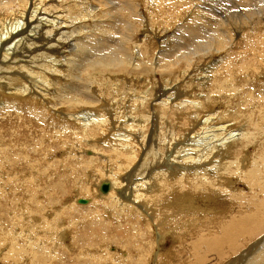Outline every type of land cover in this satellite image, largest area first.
<instances>
[{"label": "rangeland", "instance_id": "374dc122", "mask_svg": "<svg viewBox=\"0 0 264 264\" xmlns=\"http://www.w3.org/2000/svg\"><path fill=\"white\" fill-rule=\"evenodd\" d=\"M11 1L12 0H6L5 4L2 3L1 5L2 7L0 11V19L5 20L8 26L13 25L16 21L15 18L12 19L10 17L4 16V15H9L10 13L11 8L6 6V4L7 2H11ZM120 1H123V0H63V1L59 0V4L60 5L63 4V5L60 7H56V8L62 9L63 7L64 13H62L61 16L65 15V17L63 16L64 18H66V16H68V14L71 13V17H69V19H71L73 23H74V20H76V18L79 19L81 15V13L79 12V8L81 6H83L82 8H84V10L86 11H87L88 6H89V11H91V8L95 10L97 7V11L92 12L91 14V16H93L92 17L93 19L87 20L86 18L84 20L82 17H80L81 18L80 21H75L76 25L74 26L76 27L74 28V30H72L73 28V25H72L71 26L72 28L70 27L67 31V33L72 32V34H68V35L65 34L66 37H70V39L72 40L74 39L71 42H74L76 41V39H79L77 40V43L81 44V43H86L87 41V39L85 40V42L83 41L84 38H87V30L93 33V37H95V35L98 34V32L100 33L101 30L102 31L107 30L109 31L108 33L109 37L107 33L106 34L101 33L99 36H96V37H99V38L101 37L102 39L104 38V40H110L111 38H113L115 41L114 44H116V41L123 40L124 35L127 34V30H128V26L127 24H125V22L128 23L129 20L126 17L127 13H125L126 15L125 14L121 15L122 11L121 9H119ZM134 1L139 6V7L137 6L139 8L138 13L142 17V25L138 29L139 31L135 33V37L143 39L145 35L144 33L146 34L148 33V35L150 36L149 41L151 40V45H153L152 42L153 43L155 42L154 43L155 45H153L154 47L152 46V48L149 49V55H150L149 59H150V62L152 63L138 67L134 72H132V74L125 73L123 76L119 75L117 78H111V76H106V77L98 76L94 78L95 82H93L94 80L93 81L88 80L91 78V76L87 78V75L86 76L84 75L83 71L85 72V67H86V65H84V69L81 70L82 71L81 74L74 73V72H72V76H69V73L68 75L64 74L66 78L61 77L63 80V81L61 80L62 81L61 84H63L62 86H64L65 84H68L70 79H73V78H76V79L79 78V80L77 79L78 80L77 83L75 82L72 83V85H75V87H79V85L81 84L83 85L84 83L87 84V82L89 81L90 83L94 84L93 86L94 92H92L93 96L94 95L98 96V100L101 99L100 101H104V102L108 101L107 104L104 105L105 108H108V110L111 111L113 114L120 113V115L121 114L127 115V117L133 114L134 108H132V105H133L132 100H134L133 99L134 94L138 95L139 99L141 100L143 99V101H146V103L143 102V104L145 105V109L147 108V106L150 108V105L154 107L155 105L160 104L162 100L166 99L167 97L164 98V94L166 91H169L168 95L171 93L175 94L174 95L175 100L173 101H176V102L178 101L180 102L181 100H188V99L203 101L202 103L203 107L202 109H199L201 111L199 120H191L190 119L191 117L190 115H188V113L187 114L183 113L180 119L179 118L175 119L174 115H170V113H168L167 119L170 121L169 125L173 127L174 131L171 133L170 130H163L165 132V135L167 134L166 136H168V138H171L175 134V132H176V135L179 136L180 133L183 134L186 131V133L183 136L186 135V137H188L189 135V137H191L192 139L193 138L195 139L194 134L197 132L199 127H201L200 123L202 122L200 121L201 120L203 121V119L206 116H209L210 114H213V113L214 115L217 114L220 116L219 119L215 118L216 119L215 124L218 126L222 125L221 127H225L226 125L224 133L228 131H233V136L243 131L244 126H246L248 124L247 121H249V123H252V129L254 128L256 129V131L259 130L262 136L259 137V139L255 141L256 143H251L252 145L249 144V147L244 150H243V145L245 146V144L242 141H240L238 145H241V150H243L240 154L241 156L237 155V152L234 153L235 150H230L229 152L230 160H234L236 158L239 159L243 156L247 160H249L247 164L252 165L251 164L252 161H257L258 158L260 157L264 158V144H263L264 143V135H263L264 134V111L263 110L264 109H262V106H261L262 104L261 99L264 100L263 98L264 88H262L264 87V83H263L264 82V74H263L264 73L263 72L264 71V59L260 61L262 64L260 63L259 68H257L258 66H256L254 62L249 63L250 65L249 67L252 66L256 69V71H254L253 73H250V75L252 74L251 76H253L256 80L253 84H249V70H247V68L245 67L240 66V64L242 65V63L245 60H249L253 58L252 56L253 53L251 51V48L249 47L250 44L251 46H254L253 48L258 49V50H260L262 46L261 45L262 43L259 40L260 36L258 35L259 33H261V31L259 30V32L258 31L250 32L248 30H245L242 19L247 16V19L249 20V11H254V9L264 6V0H253L254 4H253V1L251 0H250L251 2L249 0H197L196 4L199 7L198 8L199 10L196 11V14H199V13L201 14L199 15V18L202 17V18H205L206 21L208 20L207 23H209L210 25L212 24L213 27L215 26L214 27L215 31L218 27H217V24L215 25L212 21L217 23L220 17L222 19H233L234 18V21H229V22H231L232 28L233 27L235 28V34L233 35L234 37L233 42H231V44L227 47L226 50L221 51L220 53H216L213 47L204 45V48L206 47L210 48V50L207 51L209 54L206 56H200V57L198 54L192 55L191 56L192 59L190 58L191 63L189 64V66H187L188 64L186 63L185 56L187 54H190L189 53L190 50H194V53L192 54H195L198 50H202L203 46H198V45L206 41L207 38L208 39L211 38L207 36L211 34L207 32L210 29L205 30L202 27L200 29V24L199 23L197 24L196 14L195 12H193V8H191L192 4L190 5V3H188L187 4L188 7H187V5L184 3L182 4V1H181L179 3V6L177 5V2H176L175 4L170 5V7H167L169 6V4H167L168 1H165V0H161L162 3H159L158 0L156 2L153 0H150L148 3H146L145 1H141V0H134ZM75 2L77 3L79 2L81 4L76 5ZM153 2H155V5H152V8H150L151 10L147 9V7L144 5V3H146V5L148 6L149 4ZM113 4H114V8L112 7ZM159 4L161 6H159ZM163 4L165 5L164 7H163ZM70 5L73 9L71 11L69 10L70 8L67 7ZM12 6H14L15 11L17 12L20 9H23L22 5L20 6L12 5ZM110 7L111 9L112 8L113 9L111 10ZM173 7L174 9H172ZM200 7H204L205 11L203 8L201 9ZM161 8L164 10V12H162L163 10L161 11ZM153 11L154 12L156 11V12L154 13ZM122 16H124L125 19ZM210 17L211 18L213 17L212 21L210 20ZM216 17H219V18H216ZM244 20L245 19H243V21ZM95 21H99V23H96ZM95 23L97 26L95 25ZM186 26H188L189 28L194 26L193 28L196 31L198 32L202 31L201 34L203 35V37H198L200 38L199 40L191 39L190 37L187 38L186 36L184 37V34L181 33V30ZM123 29L126 33L123 31ZM112 30H115V31H113V33L111 32L112 35H110V31ZM116 34L117 35L119 34V36H117ZM106 37L108 38L106 39ZM138 38H135V41L134 40L133 41L136 42V39ZM133 41L132 43H134ZM63 45H66V44H63ZM71 45H75V43H71ZM62 48L63 47H61L60 51H62ZM178 48L180 50L183 49L184 52L188 51L187 54H183L182 52L180 53ZM66 49L68 50V46L66 47ZM67 50L65 51L63 48L62 52L68 53ZM80 51H84V50L81 49ZM160 51H163L162 54H164L163 55L164 57H161L160 59H156V57L158 56L156 54L160 53ZM247 51L248 53H246ZM75 53L77 52L72 51L71 56H74ZM77 55L79 56V53H77ZM254 56L257 57L258 54L255 53ZM45 61L46 60H39L37 62H45ZM62 63L63 62H61V65ZM228 64L230 65V68H232V71L230 70V68L227 71L225 70V67L229 66ZM261 67L263 68V70ZM77 68L78 67H76V69ZM239 68H243V70L240 71ZM233 70H235V73H234L235 80L234 81L237 86L236 93L234 91H230V92L228 91L227 93H231L229 94L231 97L228 99L224 97V93L223 94L221 93L219 98L217 94L216 95L211 94L213 91L217 90L216 83H221V81H223L222 77H226L229 71L233 72ZM4 72L7 73V71H4ZM5 75H8V74H4V77ZM38 76L40 79L41 75H38ZM9 80L10 82H14L12 81L14 80V76L12 75L9 78ZM0 82L1 84H5L7 88L13 87V85L8 86V83L4 80L3 81L1 80ZM47 85L48 84L42 83L40 81L39 83H37V86L41 88ZM6 87L2 88V92H0V150L2 151V152L0 151V229H1L0 231L4 232V237H5V240L0 242V243H3V242L5 243L2 246L0 245V264H16V263L17 264H23V263L28 264L29 256H27L26 254H28V252L31 250L28 243H34V249L40 248V246L41 247L44 246L42 248L47 249L49 254H55L57 252V254L53 255V256L58 257L56 258L57 260L52 259V261H50L46 259L45 261L47 262L41 261L42 264H47L49 262H53L49 264H108V261L105 259L106 254L108 253L111 255L119 254L120 256H122L123 254L122 262L120 264H123L124 262L125 264L126 263L130 264L131 262L132 264H138L139 263L138 253L144 254V256H146L147 253L149 252L148 247L146 244L142 243L140 239H138L139 237L137 235L131 233L128 227L126 226V224H124L125 222H130V225L134 226L138 222V219L136 220L134 217H131V216L129 217V213L127 211L125 212V215L128 214L127 215L128 218L125 219L124 215H122L123 217H121L122 218L121 220L124 221L123 223L124 226L115 228V226H117L116 223H118V221H116L115 219H112L111 217H106V214H105L106 211H104V213L102 214V215L105 214L104 218L111 220L110 222H112L113 224L111 225L112 230L106 232L105 234H102L103 232H101V227L95 226L96 223H91L92 221L91 216H93V214H90V212H87V222L85 223V221H83L84 219L82 218L84 217V215H82L79 212V211L83 212L85 208L96 210L99 207V209H101L104 203L100 198L97 197V195L93 196V192L96 191L95 189H97L96 187L98 186L97 184L107 183V181H105L107 179L106 178L107 176H111L112 178L116 176L114 175L115 172H116L115 174H117L116 166L121 161L119 160L118 162H116V159H113L112 161L111 159L113 157L112 155H110L111 152H106L105 155H102V158H105L104 162H101V164L98 163L97 165L89 164L90 167L89 168L84 167L85 171H83L80 166L76 165L71 160L72 157H69V158L66 157L67 152L69 150H72L71 145L72 146L75 145L73 146V148L74 147L75 148L78 147V148L75 149L74 152L79 153V155H82L83 153H80V152L87 151V152H84V154L82 155L84 158H86L87 155L93 154V150L89 148V146L104 147L106 140H104L103 138L105 137H102L101 135L97 134L94 137L82 138L83 140L82 142H80L79 135L77 134L75 135L73 133L75 132L74 129L66 130L67 132L66 131L63 132V130L60 129L61 128L60 125L59 124L57 125V123L52 117L48 115L45 116L42 114L43 110H40L42 108L41 107L42 102L45 101L46 103L45 106H47L48 105L47 99L41 100V101L39 99L37 101H32V98L27 95L22 96V98H17V97H14V95H11L13 94V92H10V90H7ZM148 93L150 94L148 95ZM75 95L78 96L77 93ZM208 96L210 97V99L208 98ZM110 98L111 99L113 98L112 103L114 105L115 104L118 105V106L115 105L114 107L115 109H113L111 106L109 107V105L111 104V102L109 103V101H111ZM208 99H209V102L207 101ZM147 102H150V103H148L147 105ZM54 108L55 110L59 109L58 111L60 112L59 113L60 115L67 116L68 113L64 112L63 111L64 108L60 107V105H57V107H54ZM79 109H80L79 110L80 112H83L82 108H79ZM149 111H152V110L149 109ZM95 112H98L97 108L95 109ZM143 112L144 111H142V113ZM217 112L221 114H218ZM249 114L251 115L250 119L253 122L249 120ZM246 115H247V118H245ZM159 123L160 121H158V124ZM194 125H195V128L193 127ZM115 126H117V124H115ZM107 127L105 126L103 127L105 132L101 130V132H103V135L105 134L106 138L108 137V135H110V133L112 134L113 132H115V129H113L112 126H107ZM191 128L192 130H190ZM59 131H60V134H59ZM244 131H249V128H246ZM147 133L154 134L155 132L153 133L152 129H148ZM64 134H66L67 136L66 135L64 136ZM156 134H157V137L156 136L154 137L153 142L155 144L158 143L157 146H159L161 145L159 143V139H161V135L157 131H156ZM68 140L71 143H69ZM84 140L87 144L84 142ZM59 141L61 142L59 143ZM137 143H141V142L138 141ZM39 145H40V148H39ZM168 150H170V148ZM199 150L198 151L195 150L196 154L199 157H202V156L204 157L202 148H200ZM237 150H239V148H237ZM143 151L144 150L140 149V152H139L140 154L139 153L138 154L142 155ZM109 155L111 156V159L109 158ZM159 158L160 157L156 154L153 157H151L149 159V166L147 167L148 169L146 167L141 166L142 165L141 162H137L135 165H137L138 171L135 170L134 172L140 173V172L149 170L155 161L160 162L162 164L163 162H161ZM153 159L154 161H152ZM168 160H169V157H168V152H167L165 165ZM60 161H63V162H60ZM253 165H252L254 167L253 169H256L255 164ZM114 166L116 167V169ZM140 166L143 167L144 169L141 168ZM72 168L75 169V171ZM161 168H164V166H162ZM186 168L191 170L192 164L187 163ZM126 171L125 172L123 171L120 174L124 173L122 175H125ZM256 171H258V169H256ZM1 174H3L4 176ZM94 177H97V179H94ZM254 177L256 176H253V175L249 176V179L246 180L247 182H249V188L252 187L254 180L257 179ZM258 178L262 180V183H264V170L262 171V176L259 175ZM114 179L115 178H113L112 180ZM87 183L91 184L90 189H92V190H89L91 191V194H89V196L88 195L85 196L82 194L83 189H87L88 187ZM108 184L110 185V183ZM235 188L237 192L241 191V194L247 195L250 201L252 200L256 203L257 200L255 198L259 194V189H260L259 187L254 185L252 189L251 188L248 189L245 184H243L242 182H238V184L237 183L235 184ZM207 189L208 190L205 192L206 194L209 192V190L211 191L209 187ZM95 193H97V191ZM183 193H180V194L178 192L176 194L172 193V196L170 197L177 198L178 194L182 195ZM234 193L235 192L223 193V191L218 190L219 199L217 200V202H214L213 200L209 198L210 193L207 194L208 195L207 199H209L210 201L207 200L205 202L204 197L207 195L204 194V192H199L197 194L191 192V193L184 194L185 197H187L188 199L182 203L183 204L182 206H176V204L178 205L179 203L178 201H176V199H174L175 201L168 200L169 198H166L163 196H162L163 199L161 197L159 198L161 199L159 202L157 201V203H152V204H157L158 206H163V204L170 203L172 206L174 205L172 202H174L175 205L172 207H167V208L160 209V210L158 209L159 212L154 214L156 215V218L155 216L154 218L152 217L153 221H152V218L150 219V221L152 222H155V223L159 222L158 223L160 224L159 229H162V230L165 229V232L167 231L166 232L167 238H165V240L163 241L164 243L162 247H159V249H161L160 253L163 255L162 256L163 258H160V260L159 258L158 259L152 258L151 264H154V262H157L156 264H168L169 262H172V264L178 263L177 255L181 253L182 249L178 248L176 243L173 242L174 241V238H172L173 233L174 235H179L178 237H181L180 242L186 243L187 239H189L188 238L189 236H192V235L194 237L196 236L197 230L205 229L206 227H209V224H213V223L217 224L213 220L215 216H219L225 212H229V210L230 211L232 210L233 212L236 211V213L234 212L235 215L237 214L236 216L240 215L238 211L245 212L248 215L249 214L248 207L245 208V206H243L242 208H236V209L234 208L236 207V205H232L231 208L229 207L227 201H232L233 204L239 201L240 193L235 198H234ZM167 197H169V195H167ZM79 199L87 201L88 204L78 203ZM261 199L264 200L263 197H261ZM89 204L90 206H88ZM40 207L42 209H40ZM197 207L199 209H197L195 212L194 210ZM55 210L59 212V215H58V212H55ZM60 210L62 211V213ZM180 210H182V212L183 210L185 211L182 213ZM187 210L188 211L190 210V211L188 212ZM191 210L194 211L195 213H193ZM43 212L46 216L43 214ZM160 212L163 213L165 219L163 220L159 219ZM175 212H178V213H175ZM179 212L182 214V216ZM185 212L187 214L186 216H185ZM250 212L253 213L254 210L251 209ZM206 213H210V214L207 215ZM55 216H56V219H55ZM181 217L183 220L181 219ZM185 217L186 218L189 217L190 219H186ZM58 225L60 226V228ZM182 227H183V230H182ZM56 228L58 231L56 230ZM178 230L180 234H178ZM22 231H24V233ZM213 231L216 232V230H213ZM1 232L0 234L2 235ZM21 232L23 235L19 234ZM257 232H259V230ZM257 232H254V235ZM105 235H107V237H105ZM53 236H55L54 237L55 240L53 239ZM108 236L113 237L116 241H114L111 244H108L107 240L110 238ZM262 237H264V233L261 234L260 237L252 239L248 243L247 242L244 243L243 246H241L239 250H237V252L235 253L236 256L234 254L233 256L229 255L224 261L222 262L218 261L216 262V264H235V261L238 260L239 258H240L239 262H241L240 264H243L246 259L243 260V258L241 257L242 254L247 253L248 249H250L251 251L249 250V257H247V259L250 258V256L252 255V247L254 246L253 245L254 242L263 240ZM25 238L28 241L30 240L31 242L30 241L28 242ZM155 238L156 237L153 235L150 239L151 243L153 244L150 249V251L152 252H149V256H151L154 252H159V249L157 250L156 247H154L153 249V245L155 246ZM11 239H13L14 241L13 240L12 241L15 242L17 245L22 246L25 249L22 251V253H18L19 256L23 255V259L19 263L16 261L7 262L5 260L3 261L2 259V257H4L3 254L7 250L6 244ZM50 240L53 242H51ZM58 241L62 242L61 245L59 244ZM138 247L141 248L140 251H138L137 249ZM55 249H58V250L55 251ZM81 251H84L85 253L81 254L83 253ZM70 253L72 254V256ZM77 255L79 256V259ZM73 256L76 258L74 259ZM233 258L234 259L237 258V259H235L234 261ZM174 259L175 260L177 259L176 260L177 263L174 262L175 261ZM72 260H75L78 263ZM239 262L237 264H239Z\"/></svg>", "mask_w": 264, "mask_h": 264}, {"label": "bare ground", "instance_id": "6f19581e", "mask_svg": "<svg viewBox=\"0 0 264 264\" xmlns=\"http://www.w3.org/2000/svg\"><path fill=\"white\" fill-rule=\"evenodd\" d=\"M141 1H145L146 3H148L150 0H141ZM153 1L156 2L157 0H153ZM158 1H159V3H162L161 0H158ZM165 1H168L167 4H169V6H167V7H170V5L175 4L176 2H177V5L179 6V3L182 1V4L183 3L186 5L188 3H190V5L192 4L191 8H193V12H195V14H196V11L199 10L198 9L199 7L196 4L197 0H165ZM165 1H163V2H165ZM251 1H253V0H251ZM5 2H6V0H0V11H1V7H2L1 6L2 3L5 4ZM155 2L149 4L148 6L146 5V3H144V5L147 7V9L151 10L150 8H152V5H155ZM75 4L77 5V4H81V3L75 2ZM164 4H163V7L165 6ZM253 4H254V1H253ZM12 5H16V6L22 5L23 9H20L17 12V11H15L14 6H12ZM62 5L59 4V0H12L11 2H7L6 6L11 8V10H10L9 15H4V16L10 17L12 19L15 18L16 21L13 25L8 26L5 22V20L0 19V75H1L0 81L4 80L8 83V86L13 85V87L7 88L5 84H1V82H0V92H2V88L6 87L7 90H10V92H13V94H11V95H14V97H17V98H22V96L27 95V96L32 98V101H37L38 99L40 101L47 99V101H48L47 106H45L46 105L45 101L42 102V106H41L42 108L40 109V110H43L42 114L45 116L48 115V116L52 117L55 120V122L57 123V125L58 124L60 125V127H61L60 129L63 130V132L66 130L74 129L75 132H73V133L75 135L76 134L79 135L80 142H82V140H83L82 138L94 137L97 134L106 138L105 134L103 135V132H101V130L104 131V129H103L104 126L105 127L112 126V128L115 129V132H113L112 134L110 133V135H108V137L106 139L103 138L104 140H106L104 147L89 146V148H91L93 150V154L87 155L86 158H84L82 155L84 154V152H87V151L80 152L83 154L79 155V153L74 152L75 149L78 148V147L73 148V146H75V145H73V146L71 145L72 150H69L67 152L66 157H68V158L72 157L71 160L76 165L80 166L83 171H85L86 167L87 168L90 167L89 164H93V165L96 164L97 165L98 163L101 164V162H104L105 158H102V155H105L106 152H111L110 155H112L113 158L111 159L110 155H109V158L112 161H113V159H116V162H118L119 160L121 161L116 166L117 169L114 166L115 169L117 170V174H115L116 172L114 173V175H116V176L113 177L115 179L112 180L113 178L111 176H107L106 177L107 179L105 180V181H107V183L106 184H101V183L97 184L98 185V186H96L97 189H95L97 191V193H95L96 191L93 192V196L97 195V197L103 201L104 205L101 207V209H99V207L96 210L85 208L83 210V212L79 211L82 215H84V217H82L84 219L83 221H85V223L87 222V212H90V214H93V216H91L92 217L91 223H96L95 226L101 227V232H103L102 234H105L106 232L112 230L111 225L113 224L112 222H110L111 220L104 218L105 214H106V217H111L112 219H115L116 221H118V223H116L117 226H115V228H118L120 226L122 227V226H124V224H126L129 231L131 233L137 235L139 237L138 239H140L142 243L147 245L149 252H152V251H150V249H151L153 243H151L150 239L153 235L156 237L155 238V246L153 245V249H154V247H156L157 250L159 249V247H162V245L164 243L163 241L165 240V238H167V235H166L167 231L165 232V229L164 230L159 229L160 228L159 227L160 224H158L159 222L158 223L152 222L154 216L156 218V215H154V214L159 212L158 209L160 210V209L172 207L175 205L174 202H172L174 204L172 206L170 203L169 204L168 203L163 204V206H158L157 204H152V203H157V201L159 202L161 200L159 198L160 197L162 198V196H163V197L169 198L168 200L176 199V201H178L180 203V205L178 203V205L176 204V206H182L183 205L182 203L188 199L187 197H185L184 194L191 193V192L195 193V194H197L199 192H204V194H206L205 192L208 190L207 188L209 187V189H211V191L209 190V192H208V193H210L209 198L211 200H213L214 202H217V200L219 199L218 190L223 191V193L235 192L234 198L240 193L239 201L234 203V204L232 203V201H227L228 205L230 208L232 205H236V207L233 206L235 209L236 208H242L243 206H245V208L248 207L249 208V214L247 215V213H245V212L238 211L240 215L236 216L237 215V214L235 215L236 211H234L235 212L234 213L232 210L231 211L229 210V212H225L219 216H215L213 220L217 224H214V223L209 224V227H206L205 229L197 230L196 236L195 237L193 235L189 236L188 237L189 239H187L186 243L180 242L181 237H178L179 235H174V233H173V237H172V238H174L173 242L176 243L178 248L182 249L181 253L179 255H177L178 263L176 262L177 259L176 260L174 259L175 260L174 262H176L177 264H216V262H218V261L219 262L224 261L227 258V256H229V255H232V256H233V254L235 255L237 250H239V248L241 246H243L244 243H246V242L248 243L250 240L255 239L257 237H260L261 234L264 233V200L261 199V197L264 198V186H263L264 183H262V180H260L258 178V176L259 175L262 176V171L264 170V158L260 157V158H258L257 161L251 162V164L252 165L255 164V168L258 169V171H256V169H253L254 165L253 166L248 165L247 162H249V160H247L243 156L241 157L242 159L236 158L234 160H230L229 152H230V150H235L234 153L237 152V155H240L244 149H247L249 147V144L256 143L255 141L258 140L259 137L262 136V134H260L261 132H259V130L256 131V129H254V128L252 129V123H249V121H247L248 124L246 126H244V130L246 128H249V131L243 130L234 136H233V131H228V132L224 133L226 125H225V127H221L222 125L221 126L216 125L215 124V122H216L215 118L219 119L220 116L217 114L214 115V113H213V114H210L209 116H206L203 119V121L202 120L200 121V122H202V123H200L201 127L198 126L199 129L194 134L195 139L194 138L192 139L191 137H189V135H188V137H186V135L183 136L186 133V131L183 134L180 133L179 136L176 135V132H175V134L171 138H168V136H166L167 134L165 135V132L163 130H170L171 133L174 131L173 127L169 125L170 121L167 119L168 113H170V115H174L175 119L176 118L180 119L183 113H186V114L188 113V115H190V117H191L190 118L191 120H199L200 119V113H201V111L199 109H202L203 101H198V100H193V99L189 100L188 99V100H181L180 102L179 101L176 102V101H173V100H175V98H174L175 94L171 93L168 95L169 91H166L164 94V98L167 97L166 99L162 100L160 102V104L155 105L154 107H152V105H150V108L147 106L148 103H150V102H147V105H146L147 108L145 109V105L143 104V102L146 103V101H143V99L142 100L139 99L138 95L134 94V96H133L134 100H132L133 101L132 102L133 103L132 108H134L133 114L129 115V117H127V115H122V114H121L122 115L121 116L120 113H114L113 114L111 111L108 110V108H105L104 105L107 104L108 101H106V102L100 101L101 99L98 100V96H95V95L93 96L92 92H94V87H93L94 84L90 83L89 81L87 82V84L83 82L84 83L83 85L81 84V85H79V87H75V85H72V83L73 82L77 83L79 78H77L78 80L76 78H73V79H70L68 84H65L64 86H62L63 85V84H61V82L63 81L62 78H66V76L64 74L68 75V73H69V76H72V72L81 74V72H82L81 70L84 69V65H86L85 72L83 71L84 75L85 76L87 75V78H89L91 76V78L88 80H92V81L94 80L93 82H95L94 78H96L98 76H102V77L111 76V78H117L119 75L123 76L125 73L132 74V72H134L138 67L152 63V62H150V59H149L150 58L149 49H151L152 46L155 45L154 44L155 42L154 43L152 42L153 45H151V40L149 41L150 36L148 35V33L147 34L144 33L145 35H144L143 39L135 37V33L137 31H139L138 29L142 25V17L138 13V9H139L138 7L139 6L135 3L134 0H123V1L119 2V9H121V11H122L121 15L127 13V15L126 14L125 15H126L127 19L129 20V22L128 23L125 22V24H127L129 31L126 29L127 34L124 35L123 40L116 41V44H114L115 41L113 38H111L110 40H104V38L102 39L101 37L100 38L96 37V36H99L101 33H103V34L109 33V31L106 30L107 31L106 32V31H102L101 29L100 30L102 32L101 31H100V33L98 32V34H96L95 37H93V33H91L90 31L87 30V38H84V40H83L85 42V40L87 39L86 43L78 44L77 40H79V39H76V41L71 42L74 39L72 40V39H70V37H66V35H65V34H67V35L72 34V32L67 33L68 29L73 25V28L72 27L71 28H72V30H74V28L76 27V26H74V25H76L75 21H80L81 20L80 17H82L84 20L86 18H87V20L93 19L92 18L93 16H91V14H92V12L97 11V7L95 10L93 8H91V11H89V6H88L87 11H86V10H84V8H82L83 6H81L79 8V12L81 13V15H80L79 19L76 18V20H74V23H73V21L71 19H69V17H71V13L68 14V16H66V18H64L65 15H63L64 17L61 16V14L64 13L63 7H62V9L56 8V7H60ZM159 6H161V5L159 4ZM67 7L70 8L69 9L70 11L73 10L71 5L67 6ZM112 7L114 8V4L112 5ZM187 7H188V5H187ZM200 8L204 9V7H200ZM110 9H111V7H110ZM172 9H174V7ZM162 10L163 9L161 8V11ZM61 11H63V12H61ZM204 11H205V9H204ZM162 12H164V10ZM179 13H180V11H179ZM163 14H161V15H163ZM102 15H104V14H102ZM199 15H201V14L200 13L196 14L197 24L198 23L200 24V29H201V27L204 28L205 30L210 29L207 32H209L211 34H209V35L206 34V35L211 37V38L210 39L207 38V40L204 41L200 45L197 44L198 46H203V49L198 50L195 54H192V53H194V50L189 49L190 50L189 53L191 54L190 55V54H187L188 51L184 52L183 49L180 50L178 48L180 53L182 52L183 54H187L185 56L186 57L185 58L186 63L188 64L187 66H189V64L191 63V59H192L191 56L192 55L198 54L200 57V56H206L209 54L207 51H209L210 48H207V47L204 48V45L205 46H211L214 48V51L216 53H220L221 51L226 50L227 47L231 44V42H233V39H234L233 35L235 34V28L234 27L232 28V24H231V22H229V21H234V18L233 19H222L220 17V19H218L217 23H215L214 21H212V18L214 16L212 18L210 17V20L215 25L217 24L218 28L215 31V29H214L215 26L213 27L212 24L210 25L209 23H207L208 20L206 21L205 18H202V17L199 18ZM7 17H5V18H7ZM122 17L124 18V16H122ZM216 18H219V17H216ZM243 19H245V20L243 21ZM243 19H242V22H243L245 30H248L250 32H253V31L259 32V30L261 31V33L258 34L260 36L259 40L262 43L260 50L253 48L254 46H251V44H250L249 47L251 48V51L253 53L252 54L253 58L249 59V60H245L242 63V65L240 64V66L245 67V68H247V70H249V84H253L256 80L253 76H251L252 74L250 75V73H253L254 71H256V69L252 66L249 67L250 66L249 63L254 62L255 65L258 66L257 68H259L260 63H261L260 61L264 59V6H261L259 8L254 9V11H249V20L247 19V16L244 17ZM95 22L99 23V21H95ZM112 22H114V21H112ZM96 23H95V25H96ZM166 24H164V25H166ZM87 27H88V25H87ZM193 27L189 28L188 26H186L181 30V33L184 34V37L186 36L187 38L190 37L191 39H196V40L198 39L199 40L200 38H198V37H203V35L201 34L202 31L198 32ZM113 31H115V30L110 31V35H112L111 32L113 33ZM123 31H124V29H123ZM117 36H119V34ZM108 37H109V34H108ZM108 37H106V39ZM135 38H138V39H136V42H134ZM144 38L146 41L144 40ZM116 39H117V37H116ZM112 40H113V42H112ZM147 40H148V42H147ZM132 41L134 43H132ZM256 41H258V40H256ZM71 43H75V45H71ZM63 44H66L68 46V50L66 49L67 46L63 45ZM61 47H63L65 51L67 50L68 53L62 52L63 48H62V51H60ZM81 49H83L84 51H80ZM72 51L79 53V56L77 55V53H75L74 56H71ZM175 51H176V49H175ZM162 53H163V51H160V53L156 54V55H158L156 57V59H160L161 57H164L163 56L164 54H162ZM246 53H248V51ZM255 53L258 54L257 57L254 56ZM29 57H31V58H29ZM39 60H46V61L45 62H37ZM19 61H21L22 63ZM61 62H63L62 65H61ZM76 67H78V68L76 69ZM15 68H17V69H15ZM64 68H66V69H64ZM229 68H230V65L226 66L225 70L227 71V70H229ZM239 69H240V71L243 70V68H239ZM230 70L232 71V68H230ZM262 70H263V68H262ZM4 71H7V73H5ZM40 71H41V73H40ZM231 71H229V73L226 77H222L223 81H221V83H216L217 84V90L213 91L211 94H214V95L217 94V96L219 98L221 93L222 94L224 93V97H226L228 99L231 97L229 95L231 93H227L228 91L229 92L234 91L236 93L237 86H236V83L234 81L235 80V77H234L235 70H233V72H231ZM172 73H173V71H172ZM4 74H8V75H5V77H4ZM12 75L14 76V80H12L14 82H10V80H9V78ZM38 75H41L40 79H39ZM107 78H109V77H107ZM39 81L42 83L48 84V85L41 88V87L37 86V83H39ZM262 88H264V87H262ZM96 91H98V90H96ZM76 93L78 94V96L75 95ZM149 94L150 93H148V95ZM33 95H34V97H33ZM113 98L112 99L110 98L111 101H109V103L111 102V104L109 105V107L111 106L113 109H115L114 107L117 104L114 105L112 103ZM208 98L210 99L209 96H208ZM263 98H264V96H263ZM209 99L207 100L208 102H209ZM119 102H121V101H119ZM261 102H262V104H261L262 109H264L263 108L264 107V100L261 99ZM114 103H115V101H114ZM134 104H136V105H134ZM57 105H60V107L64 108L63 111L68 113L67 116L60 115L59 114L60 112L58 111L59 109L55 110L54 107H57ZM79 108H82L83 112H80ZM96 108H97L98 112H95ZM254 108H256V107H254ZM149 109H151L153 112L149 111ZM142 111H144V112L142 113ZM218 114H221V113H218ZM50 117H49V119H50ZM250 117H251V115L249 114V120L251 121ZM245 118H247V115L245 116ZM158 121H160L159 124H158ZM251 122H253V121H251ZM115 124H117V126H115ZM51 125H53V124H51ZM243 125H245V124H243ZM161 126H163V127H161ZM191 127H192V125H191ZM193 127L195 128V125ZM148 129H152L153 133L154 132L155 133L154 134L147 133ZM190 130H192V128ZM156 131L161 135V139H159V143L161 145H159V146H157L158 143L155 144L153 142L154 137L155 136L157 137ZM63 132H62V134H63ZM192 132H194V131H192ZM59 134H60V131H59ZM65 135L66 134H64V136ZM106 135H107V133H106ZM186 138H188V139H186ZM61 141H59V143ZM138 141L141 143H137ZM193 141H195V142H193ZM240 141H242L245 144V146L242 144L243 150H241V145H238V143ZM84 142H85V140H84ZM69 143H71V142L69 141ZM262 147H260V148H262ZM39 148H40V145H39ZM138 148H140L141 150H144L142 152V155H139L140 149H138ZM169 148H170V150H168ZM200 148H202V150H203L204 157L203 156L199 157L195 152V150L198 151ZM237 148H239V150H237ZM66 149H68V148H66ZM51 150H53V149H51ZM258 150H259V148H258ZM49 151H50V149H49ZM167 152H168L169 160L167 161V163L165 165ZM155 154L160 157L159 159L161 160V162H163L162 164L160 162L155 161L149 170H146V171L142 170L144 172H140V173L134 172L135 170L138 171L137 170L138 167H137V165H135L137 162H141L142 163L141 166L147 168L149 166V159L151 157H153ZM248 156H246V157H248ZM79 159H81V160H79ZM64 160H66V159H64ZM152 161H154V159ZM152 161H150V162H152ZM60 162H63V161H60ZM187 163L192 164L191 170L186 168ZM162 166H164V168H161ZM143 167H141V168H143ZM72 169H70V170H72ZM73 170L75 171V169H73ZM126 170H128V171H126ZM123 171L124 172L126 171L125 175H122L124 173L120 174ZM110 174H112V173H110ZM1 175H3V174H1ZM79 175H80V173H79ZM252 175L256 176L254 178H257L254 180L252 187L255 185V186L260 188L259 194L255 198L257 200L256 203L252 200L250 201L249 197L247 195L241 194V191L237 192L236 188H235L236 183L238 184V182H242L243 184L246 185V187L248 189H250V188L252 189V187L249 188V182L246 181L247 179H249V176H252ZM233 176H235L236 178ZM87 177H88V175H87ZM94 179H97V177H94ZM108 183H110V185ZM84 184H86V183H84ZM87 184H88L87 189H83V193H82L85 196H87V195L89 196V194H91V191H89V190H92V189H90L91 184H89V183H87ZM101 185H107L108 186L107 191L105 193L100 191ZM177 192L179 194L183 193V192L184 193L182 195L178 194L177 198L170 197V196H172V193L176 194ZM79 193H80V191H79ZM167 195H169V197H167ZM207 197H208V195L204 197L205 202L207 200L210 201L209 199H207ZM257 197H258V199H257ZM86 203L88 204L87 201H86ZM89 203H90V201H89ZM88 206H90V204ZM183 207H185V206H183ZM153 208L154 209L157 208L156 209L157 211L154 210ZM40 209H42V208L40 207ZM181 209H182V207H181ZM197 209H199V208L197 207L194 211L196 212ZM251 209L254 210L253 213L250 212ZM51 210H53V209H51ZM104 211H106V212L104 215H102L104 213ZM127 211L129 213V217L131 216V217H134L136 220L138 219V222L134 226H131L130 222L124 223V221L121 220L122 219L121 217H123L122 215H124L125 219L128 218L127 217L128 214L125 215V212H127ZM180 211L182 212V210H180ZM184 211L185 210H183V212ZM194 211H192V212L195 213ZM55 212H58V211L55 210ZM61 213H62V211H61ZM175 213H178V212H175ZM43 214H44V212H43ZM206 214L208 215L210 213H206ZM58 215H59V212H58ZM186 215L187 214L185 212V216ZM181 216H182V214H181ZM51 217H53V216H51ZM151 218H152V221H150ZM55 219H56V216H55ZM159 219L160 220L165 219L163 213H161V212H160ZM181 219H182V217H181ZM186 219H190V218L188 217ZM181 224H179V225H181ZM181 226H183V225H181ZM181 226H180V228H181ZM57 228H56V230H57ZM59 228H60V226H59ZM33 229H35V228H33ZM9 230H10V228H9ZM179 230H178V234H180ZM182 230H183V227H182ZM213 230H216V232H214ZM258 230H259V232H257ZM22 232L24 233V231H22ZM22 232L19 234H22ZM254 232H257L256 233L257 235L256 234L254 235ZM1 233H2V235L0 234V242L5 240L4 232H1ZM51 233H53V232H51ZM74 234H76V233H74ZM61 236H63V235H61ZM54 237L55 236H53V239L55 240ZM105 237H107V235H105ZM108 237H110L107 240L108 244H111L114 241H116L113 237H111V236H108ZM30 238H32V237H30ZM262 238H263V240L254 242V244H253L254 246L252 247V255L250 256V258L247 259V257H249V250L250 249H248L247 253L242 254L241 257L243 258V260L246 259L243 264H264V237H262ZM6 239H8V238H6ZM13 239H11L6 244L7 250L3 254L4 257H2V259H3V261L5 260L7 262L16 261L19 263L23 259V255L19 256L18 253H22V251L25 249L22 246H19L15 242H13L14 241ZM51 242H53V241H51ZM61 243L62 242H59L60 245H61ZM4 244H5L4 242L0 243L1 246ZM28 245L31 248V250L28 252V254H26L27 256H29L28 264H42L41 261L47 262V261H45L46 259L52 261V259L57 260L56 258H58L56 256H53V255L57 254V252L55 254H49L47 249L42 248L44 246H42V247L40 246V248L34 249V243H28ZM245 246H246V244H245ZM60 247H62V246H60ZM121 247H123V246H121ZM142 247H144V246H142ZM139 248L140 247L137 248L138 251L141 250V248L140 249ZM56 250H58V249H55V251ZM68 250H69V248H68ZM160 250L161 249H159V252H154L151 256H149V252L147 253L146 256H144V254L138 253V255H139L138 256V259H139L138 264H151L152 258H154V259L159 258V260H160V258H163L162 257L163 255L160 253ZM51 252H53V251H51ZM81 252H83L81 254L85 253L84 251H81ZM78 253H79V251H78ZM241 253H242V251H241ZM239 255H240V253H239ZM71 256H72V254H71ZM73 257H72V259H73ZM106 257H105V259L108 261V264H120L122 262L123 254H122V256H120L119 254L118 255H111L108 253V254H106ZM75 258L76 257H74V259ZM78 259H79V256H78ZM154 259H153V261H154ZM235 259H237V258H235ZM235 259H234V261H235ZM128 260H130V259H128ZM239 260H240V258L238 260H236L237 262L235 261V264H237L239 262ZM72 261H75V260H72ZM138 261H136V262H138ZM75 262L78 263L77 261H75ZM49 263H53V262H49ZM49 263H47V264H49ZM156 263L157 262H154V264H156ZM240 263L241 262H239V264ZM23 264H25V263H23ZM123 264H125V262ZM126 264H128V263H126ZM130 264H132V262ZM168 264H172V262H169Z\"/></svg>", "mask_w": 264, "mask_h": 264}, {"label": "water", "instance_id": "95a60500", "mask_svg": "<svg viewBox=\"0 0 264 264\" xmlns=\"http://www.w3.org/2000/svg\"><path fill=\"white\" fill-rule=\"evenodd\" d=\"M107 188H108L107 185H101L100 191L103 192V193H105L107 191ZM78 203H80V204H86V201L85 200H79Z\"/></svg>", "mask_w": 264, "mask_h": 264}]
</instances>
